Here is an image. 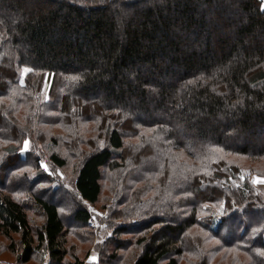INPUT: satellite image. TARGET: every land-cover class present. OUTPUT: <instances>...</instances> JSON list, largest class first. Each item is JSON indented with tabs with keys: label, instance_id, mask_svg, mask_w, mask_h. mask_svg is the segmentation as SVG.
Wrapping results in <instances>:
<instances>
[{
	"label": "trees",
	"instance_id": "16d2710c",
	"mask_svg": "<svg viewBox=\"0 0 264 264\" xmlns=\"http://www.w3.org/2000/svg\"><path fill=\"white\" fill-rule=\"evenodd\" d=\"M43 127L64 130L69 144L66 157H47L53 168L80 159L74 191L54 189L39 164ZM0 141V233L20 246L17 264L41 250L65 264L66 223L88 228L106 168L145 188L121 182L100 210L114 235L98 246L100 264H125L127 245L142 250L126 264H211L218 247L205 249L199 229L218 252L264 264V187L254 182L264 176L263 0H0ZM218 152L255 166L213 162ZM178 158V176L140 201L150 174ZM126 234L140 236L115 241Z\"/></svg>",
	"mask_w": 264,
	"mask_h": 264
},
{
	"label": "rangeland",
	"instance_id": "374dc122",
	"mask_svg": "<svg viewBox=\"0 0 264 264\" xmlns=\"http://www.w3.org/2000/svg\"><path fill=\"white\" fill-rule=\"evenodd\" d=\"M264 2V0H263ZM25 128H27L25 125L23 126ZM42 137H39L40 140L38 139V141H36L35 138V142L39 145V150L35 151L38 156L40 157V161L39 164L41 165L42 169L51 177H54L55 182L53 183V188L54 189H65L66 191H74V182L77 176V170L79 169L77 167L80 159H72L70 160L69 164L67 167L62 168V169H55L53 168L50 163L47 160V157H49L51 154L55 153L61 157H66L67 155L64 152V146L68 147L69 144L66 141V145L63 144V142H61L58 137H61L63 135H66V132L62 129H60L59 127H54L51 130L47 129L45 130V127H43L42 130ZM238 139V141H241L242 138H240V136L238 135L236 137ZM256 138L258 139V135L255 136H250L249 138H247V143L253 142V140H256ZM240 139V140H239ZM70 140V139H69ZM256 142V141H254ZM253 142V143H254ZM26 143H27V147H26ZM23 148L21 150V154L23 158H26V154L30 151L31 149V141L29 139L25 140L23 143ZM7 146V144L3 143L0 141V163L3 162V160L6 158L7 156V152L5 150V147ZM218 154L213 155L212 161L213 162H221V160L224 159H228L231 162H234L233 165L236 166H240V167H245V168H252L255 165L252 164V162L248 159H246L245 157H241V156H234V155H230V154H223L221 152H218ZM147 156L149 155V150L146 151ZM182 157H180V159L182 161H187L189 160L188 158L185 159V157L183 155H181ZM179 159V158H178ZM180 159L178 160V164L177 165H172L171 170H164L163 172V176H156V175H151L149 176V178H151V182H152V187L151 188V192L150 189L144 193L143 195L139 196L138 198L140 199V201L143 200H147L149 198H152L155 196L158 185L161 184H166L165 181L168 180V177L170 178L171 176H178V174L180 173ZM42 165H45V167H43ZM146 165V164H145ZM145 168L147 166H144ZM148 169V168H146ZM263 170V169H262ZM264 171V170H263ZM161 173V172H160ZM149 175V174H148ZM264 175V174H263ZM126 176V177H125ZM155 177V178H154ZM137 178L136 174H130V175H126L125 173H121V174H114L113 172H111L108 168L104 169V176H103V180H102V186H103V196L101 198L100 203L95 206V207H91L89 206V210L92 212L93 218L88 222V228L86 227H73L70 225L69 221H67V233H66V241H67V255L65 257V264H73L75 261H79L82 264H96V263H89L88 259L95 256L97 257L99 263L100 264V258H103L104 256L102 255V253L98 252V246H100L99 250H102V244L109 238H113V236H111V231L110 229H112V227L109 228V226H107L106 223H102L98 220V218H102L104 216V212H101L104 210V206L110 204L112 201H114V198L116 197V195H119V192L122 190V187H120L118 184H120L122 182V185H132V191H136L138 188H145V184L142 185V181L141 183H134L133 179ZM140 179H142V177H138ZM148 178V177H147ZM118 179H120L118 181ZM264 180V176L262 177H257L255 179L256 180ZM61 180V181H60ZM127 180V182H126ZM260 184L264 187V183H257ZM45 187V186H44ZM167 188V187H166ZM162 190V188H161ZM264 190V188H263ZM26 195L23 194H19L18 197L19 199H24ZM79 198V197H78ZM60 199V198H59ZM119 200V199H118ZM68 200L64 199L62 202L63 207H61L60 213L61 215L64 217L65 220L68 219L69 215H70V210L73 207V204L70 202H67ZM118 208H122V206H119ZM101 210V211H100ZM31 214V218H33V222L40 224L43 221V218L39 215L36 214V212H34L33 214ZM69 223V224H68ZM131 223V222H130ZM79 228V229H78ZM159 227L155 228L156 230ZM199 229V228H198ZM194 234H197L199 236H201L203 238V240L205 241L203 243V247L209 251H211L214 247H220V242L212 239L209 237V235L207 233H205L203 230H197L195 231ZM140 235H130V234H126L121 236V238H119L118 240H121L123 242H118L117 239H115V241L117 243H124L128 240L131 241H136L137 238H139ZM17 238V237H16ZM109 242V241H108ZM114 242V243H116ZM12 245V241L8 240L6 237H4L1 233H0V260H6V261H11V262H15V263H19L20 261L18 260V257L20 255V251L19 248L20 246H17V249L12 250L11 248ZM127 250H120L119 253L121 256H123V260L126 261V263L128 262V260L132 257L135 256V254L137 255V253L142 250V248L140 247H136L134 245H127L126 246ZM217 251L214 253H208L211 259V264H248L249 259H247L246 257H242L238 254V252L234 251V250H226V249H222L221 251L218 252ZM105 254L106 256L108 254H110V252L113 251V247L111 246V249L108 250V252H106L105 248H104ZM103 251V252H104ZM243 255V254H242ZM240 256V257H239ZM245 256V255H243ZM78 258V259H77ZM106 261V260H105ZM104 264H123L122 262L119 261H114V262H105ZM51 259L49 258V254L47 251H40L39 255H36L33 260L29 263V264H51ZM130 262V260H129ZM125 263V264H126ZM179 264H191L189 257L185 256L183 259H179Z\"/></svg>",
	"mask_w": 264,
	"mask_h": 264
},
{
	"label": "water",
	"instance_id": "95a60500",
	"mask_svg": "<svg viewBox=\"0 0 264 264\" xmlns=\"http://www.w3.org/2000/svg\"><path fill=\"white\" fill-rule=\"evenodd\" d=\"M88 262H89V263H96V264L99 263L97 257H95V256L89 258V259H88Z\"/></svg>",
	"mask_w": 264,
	"mask_h": 264
},
{
	"label": "snow or ice",
	"instance_id": "6c2138e0",
	"mask_svg": "<svg viewBox=\"0 0 264 264\" xmlns=\"http://www.w3.org/2000/svg\"><path fill=\"white\" fill-rule=\"evenodd\" d=\"M25 71V73H27L28 71H30L29 69H25L24 70ZM26 147H27V143H26ZM43 167H45L46 168V166L45 165H42ZM255 183H264V180H256V181H254Z\"/></svg>",
	"mask_w": 264,
	"mask_h": 264
},
{
	"label": "built area",
	"instance_id": "2783aa9c",
	"mask_svg": "<svg viewBox=\"0 0 264 264\" xmlns=\"http://www.w3.org/2000/svg\"><path fill=\"white\" fill-rule=\"evenodd\" d=\"M0 264H17L15 262L6 261V260H0Z\"/></svg>",
	"mask_w": 264,
	"mask_h": 264
}]
</instances>
